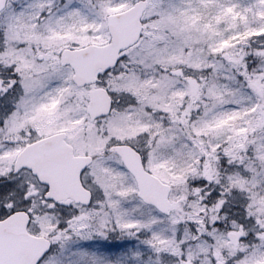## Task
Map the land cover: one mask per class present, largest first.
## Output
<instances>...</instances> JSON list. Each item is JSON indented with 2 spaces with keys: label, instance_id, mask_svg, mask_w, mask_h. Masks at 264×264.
<instances>
[{
  "label": "snow or ice",
  "instance_id": "1",
  "mask_svg": "<svg viewBox=\"0 0 264 264\" xmlns=\"http://www.w3.org/2000/svg\"><path fill=\"white\" fill-rule=\"evenodd\" d=\"M0 264H264V0H0Z\"/></svg>",
  "mask_w": 264,
  "mask_h": 264
}]
</instances>
